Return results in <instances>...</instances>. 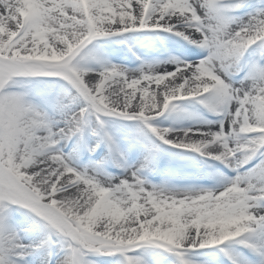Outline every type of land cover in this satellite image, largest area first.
I'll list each match as a JSON object with an SVG mask.
<instances>
[{
    "label": "snow or ice",
    "instance_id": "obj_1",
    "mask_svg": "<svg viewBox=\"0 0 264 264\" xmlns=\"http://www.w3.org/2000/svg\"><path fill=\"white\" fill-rule=\"evenodd\" d=\"M0 264H264V0H0Z\"/></svg>",
    "mask_w": 264,
    "mask_h": 264
}]
</instances>
